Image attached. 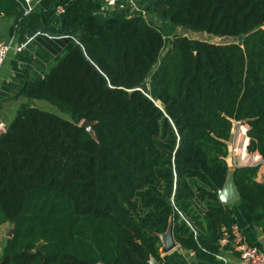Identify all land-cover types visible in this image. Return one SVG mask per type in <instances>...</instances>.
<instances>
[{"label":"trees","instance_id":"obj_1","mask_svg":"<svg viewBox=\"0 0 264 264\" xmlns=\"http://www.w3.org/2000/svg\"><path fill=\"white\" fill-rule=\"evenodd\" d=\"M100 7L65 6L68 45L25 81L16 97L28 102L0 134V226H13L0 264H171L169 227L193 264H225L234 219L218 192L235 121L264 161V0H156L148 10L176 28L238 40L178 34L165 53L160 27L128 10L101 20ZM0 10L22 17L24 2ZM260 167H235L234 180L264 233Z\"/></svg>","mask_w":264,"mask_h":264},{"label":"crops","instance_id":"obj_2","mask_svg":"<svg viewBox=\"0 0 264 264\" xmlns=\"http://www.w3.org/2000/svg\"><path fill=\"white\" fill-rule=\"evenodd\" d=\"M71 1L74 0H32L31 13L23 14L22 17L8 15L0 10V41H14L17 46L26 44L20 53L14 49L9 52L0 71V124L7 126L15 117L18 108L28 102L24 97H16L25 81L36 82L44 79L55 58L64 52L70 41L64 8ZM98 1L101 2V7L94 15L101 20L114 15L116 11L128 10L130 15L142 16L149 23L168 32L167 39H170V43L175 35L183 32L182 29L165 22L159 14L148 10L156 0H120L115 9L108 10L102 8V0ZM35 27L39 29L35 31ZM41 102L34 100L33 104L40 107ZM257 181L264 183V163L259 169ZM228 205L234 225L250 244L264 252V233L254 225L245 207L238 201ZM12 228L10 224L0 226V256L7 238L11 237ZM161 254L169 256L171 264L195 262L194 254L180 249L178 244L170 252ZM222 258L225 264H245L232 252H223Z\"/></svg>","mask_w":264,"mask_h":264},{"label":"built area","instance_id":"obj_3","mask_svg":"<svg viewBox=\"0 0 264 264\" xmlns=\"http://www.w3.org/2000/svg\"><path fill=\"white\" fill-rule=\"evenodd\" d=\"M32 0L24 1V14L29 15L32 11L30 7ZM105 10L115 9L120 0H102ZM14 41L4 42L0 41V71L8 57L11 50L22 52L26 44L14 45ZM248 125L242 122L235 121L233 125L232 137L229 142L230 154L228 161L236 163V158L239 161L235 166H257L264 163L263 159L258 153H248L249 137H248ZM6 125L0 124V134L5 132ZM233 159H232V157ZM231 243L233 247V253H235L239 259L245 264H264V252L257 246L250 244L243 236L239 228L234 225L231 233ZM228 240L221 241L222 245H227ZM223 260L222 257H220Z\"/></svg>","mask_w":264,"mask_h":264},{"label":"water","instance_id":"obj_4","mask_svg":"<svg viewBox=\"0 0 264 264\" xmlns=\"http://www.w3.org/2000/svg\"><path fill=\"white\" fill-rule=\"evenodd\" d=\"M180 29V28H178ZM160 102L157 103L159 106ZM93 123H90L88 121H84L81 124V127L85 128L90 134H94L92 130ZM234 171L235 169L232 167H229V174L226 179V182L223 186V188L218 192V200L223 205H228L230 203H233L235 201H238L240 199V192L237 188V185L234 180ZM11 235L13 232V228L10 231ZM163 247L161 249V253H168L172 249H174L177 246V243L174 241V238L172 236V229L169 227L168 231L161 236ZM39 249V247H38ZM151 264H157L155 260L151 261Z\"/></svg>","mask_w":264,"mask_h":264},{"label":"rangeland","instance_id":"obj_5","mask_svg":"<svg viewBox=\"0 0 264 264\" xmlns=\"http://www.w3.org/2000/svg\"><path fill=\"white\" fill-rule=\"evenodd\" d=\"M182 31H183L182 35H185V36L189 37L190 39H198V40L216 43V44H226V43H233V42L237 43L238 42V40L236 38H232V37L220 38V37H216L213 35H209V34H205V33H196V32L189 31V30H182ZM164 35H165V44H166V47L164 50V53H165V51L170 46V39H167L169 37L168 32L164 31ZM41 103H42L41 104L42 107L40 106L39 108H41L45 111L57 114L58 116H60L61 118L65 119V120H71L70 115L59 111L55 106L51 105L50 103L45 102V101H42ZM231 157H232V155H231ZM232 159H233V157H232ZM238 162L239 161L237 160V158H236L235 164L233 163V161L231 162V160H230L229 166L232 168H235V165L238 164Z\"/></svg>","mask_w":264,"mask_h":264}]
</instances>
